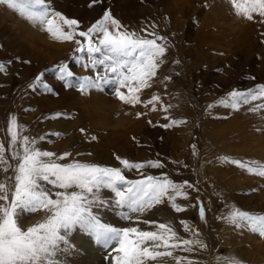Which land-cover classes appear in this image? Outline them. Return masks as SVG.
Segmentation results:
<instances>
[{
  "label": "rangeland",
  "instance_id": "obj_1",
  "mask_svg": "<svg viewBox=\"0 0 264 264\" xmlns=\"http://www.w3.org/2000/svg\"><path fill=\"white\" fill-rule=\"evenodd\" d=\"M74 1H69L71 6L81 3L78 8L84 10L82 30L110 11L128 30L141 32L147 28L167 38L158 41L166 44L168 50L151 88L142 91L141 100L159 95L164 105L172 107L165 113L160 103H156L155 112L150 110L151 106L125 105L113 95L110 86L87 94L64 89L53 71L60 63H68L80 76L92 74L73 59L76 44L55 40L39 26L16 18L13 10H3L0 5V64L5 66L0 73V142L7 147V120L15 115L24 133L37 138L42 150L58 156L71 153L70 158L62 161L65 163L75 159L122 167L117 156L133 162L159 159L165 168L147 169L148 174L167 172L176 182L187 180L195 184L199 192L190 190L189 200L178 198L177 202L186 206L184 212H175L166 202L144 218L169 223L188 238L190 233L180 223L185 220L205 237L208 245L200 259L184 252L174 255L187 254L191 259L197 258L199 264H226L233 257L241 264H264V238L235 229L221 219L234 205L264 214V178L222 159L264 164V134L254 135L252 131L260 128L264 132V109L249 111L264 100L242 105L239 111L218 103L233 90L247 91L264 84V23L259 22L256 14L253 21L237 16L230 0ZM47 2L59 11L54 6L57 0ZM24 27L34 33L28 29L26 33ZM41 72L58 95L28 88ZM209 104L214 107L208 109ZM57 112L63 114L62 118L49 119ZM137 113L145 114L138 118ZM166 115L186 123L169 129L160 127L168 122ZM244 121L251 125L243 126ZM53 132L61 135H50ZM40 136L46 139L39 141ZM180 163L187 165L188 170L177 166ZM125 174L129 179L141 178L136 170ZM201 204L205 207L204 219L199 215ZM42 215L41 211L26 216L24 226L36 223ZM109 218L114 226H131L105 212L104 221ZM141 227L151 230L146 225ZM75 243L82 254L72 264H107L105 251L91 238L85 236ZM163 264L175 261L164 258Z\"/></svg>",
  "mask_w": 264,
  "mask_h": 264
},
{
  "label": "snow or ice",
  "instance_id": "obj_2",
  "mask_svg": "<svg viewBox=\"0 0 264 264\" xmlns=\"http://www.w3.org/2000/svg\"><path fill=\"white\" fill-rule=\"evenodd\" d=\"M98 2L93 0V3ZM230 2L237 16L253 21L256 14L259 22L264 23V0ZM0 5L13 10L33 26H39L55 40L76 44L73 59L92 74L80 76L68 63H60L53 71L64 89L87 94L110 86L113 95L125 105L151 106L150 110L155 112L156 103H160L165 113L172 107L164 105L159 95L141 100L142 91L151 88L163 63L168 49L166 44L158 41H166V37L149 32L147 28L141 30L143 34L128 30L110 11H105L87 30L77 31L80 22L54 10L47 0H0ZM4 71L5 66L0 64V73ZM28 88L59 94L46 82L43 72L34 77ZM262 100L264 84L247 91L233 90L218 103L239 111L242 105ZM207 107L212 109L214 105ZM262 109L264 103H258L249 111L255 113ZM144 114L137 113V117ZM62 116L57 112L49 119ZM164 119L168 122L159 126L165 129L186 123L168 115ZM22 127L17 117L10 115L7 147L0 142V173H3L0 178V264H72L82 254V249L72 239L77 232L91 238L105 251L107 264H163L164 258H171L175 264H199L198 260L188 256L174 255L175 252L191 254L207 250L208 245L200 238L198 230L181 220L184 230L190 233L184 238L171 224L144 218L166 202L177 213L186 211V206L177 200H189L190 190L199 192L195 184L187 180L176 182L167 172L148 174L147 169L165 168V163L159 159L133 162L117 156L122 167L75 159L65 163L62 161L70 158L71 153L58 156L55 152L42 150L37 138L20 134L18 129ZM50 135L59 137L61 134L53 132ZM45 139V136L39 137V141ZM193 150L195 152V145ZM222 159L264 178V164L229 160L228 157ZM133 170L141 178L129 179L125 173ZM106 192L110 195H105ZM41 211L43 215L39 221L24 226L26 216ZM105 212L113 213L131 226L118 227L105 222ZM199 215L201 219L205 218L202 204ZM221 219L235 229L248 230L264 238V214L257 215L234 205ZM226 264L241 262L233 257L228 258Z\"/></svg>",
  "mask_w": 264,
  "mask_h": 264
},
{
  "label": "bare ground",
  "instance_id": "obj_3",
  "mask_svg": "<svg viewBox=\"0 0 264 264\" xmlns=\"http://www.w3.org/2000/svg\"><path fill=\"white\" fill-rule=\"evenodd\" d=\"M70 0H57V2H55L54 4V6L57 8V10H59L62 14H64L66 17H68V18H70L71 17V19H76V20H78L79 22H80V20L82 19V17L84 16L83 15V13H84V10H82L81 8H78V7H80V5H81V3H78L77 5H76V7H74V6H71V2H69ZM73 2H75L74 0H73ZM72 7L73 8H75L74 10H72ZM55 8V9H56ZM2 9L4 10H6V9H8L6 6H4V5H2ZM15 17L17 18V17H20L16 12H15ZM7 18V17H6ZM78 18V19H77ZM7 20V19H6ZM24 21H26V20H24ZM21 22V21H20ZM28 22V21H27ZM125 23H127V22H125ZM31 24V23H30ZM255 24V23H254ZM20 25V24H19ZM127 25H130V23H127ZM131 25H133V24H131ZM130 25V26H131ZM83 26H84V23H80L79 24V28L77 29V31H79V30H82V28H83ZM20 27V26H19ZM6 27L5 28H3V30L4 31H6ZM23 29V28H22ZM24 29H25V32L27 33V30L26 29H28V30H30V31H32V29H29L28 27H24ZM65 30H67L66 28H65ZM1 32V31H0ZM2 33V32H1ZM32 33H34L33 31H32ZM23 35V34H22ZM2 53V52H1ZM232 86V85H231ZM65 97V96H64ZM49 101V100H48ZM51 103V102H50ZM244 123L245 124H242L243 126H250L251 125V123L250 122H245L244 121ZM6 129H7V125H6ZM241 129H243L242 127H241ZM250 130V129H249ZM7 131V130H6ZM18 131L20 132V134L21 135H26L27 134V132L26 133H24L25 132V130L24 129H18ZM252 131H255V133H253L254 135H256V134H264V132L260 129V128H256L255 130H252ZM7 133V142H8V140L10 139V137H9V135H8V132H6ZM104 160H106V159H104ZM176 166V165H175ZM177 166H179V167H182L183 166V168L184 169H182V170H184V171H187L188 169L186 168V167H184V165L182 164V163H180V165H177ZM162 214V213H161ZM112 215L114 216V218L115 219H117V217L112 213ZM38 216H40V215H38ZM112 219H110L109 218V220H108V222L109 223H112V221H111ZM23 223H24V221H23ZM85 238V236H83L81 233H79V232H77V233H75L74 234V236L72 237L73 238V240L76 242V239L78 240V243H80V239L81 238ZM200 238L205 242V237H203L202 235L200 236ZM85 240V239H84ZM85 242L87 243V244H89L90 243V241L89 240H85ZM90 248H92L91 246L92 245H88ZM208 250V249H207ZM204 253V251H200V252H196V253H191L190 255L191 256H194V257H198L199 259L201 258V255ZM186 256H187V254H185ZM206 257H207V255H206ZM205 257V258H206ZM204 258V259H205ZM197 259V258H196ZM195 259V260H196Z\"/></svg>",
  "mask_w": 264,
  "mask_h": 264
}]
</instances>
